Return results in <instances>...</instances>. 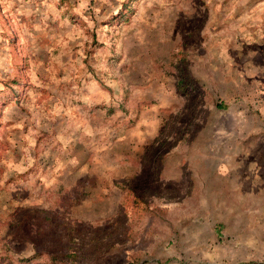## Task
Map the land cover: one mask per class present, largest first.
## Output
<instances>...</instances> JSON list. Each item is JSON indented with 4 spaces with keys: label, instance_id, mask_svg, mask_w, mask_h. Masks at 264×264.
<instances>
[{
    "label": "rangeland",
    "instance_id": "rangeland-1",
    "mask_svg": "<svg viewBox=\"0 0 264 264\" xmlns=\"http://www.w3.org/2000/svg\"><path fill=\"white\" fill-rule=\"evenodd\" d=\"M48 251L264 264V0H0V264Z\"/></svg>",
    "mask_w": 264,
    "mask_h": 264
},
{
    "label": "trees",
    "instance_id": "trees-1",
    "mask_svg": "<svg viewBox=\"0 0 264 264\" xmlns=\"http://www.w3.org/2000/svg\"><path fill=\"white\" fill-rule=\"evenodd\" d=\"M50 256H53V255H51V253H49V251H48L47 258L45 257L42 261H39L38 263H35V264H48V260H50Z\"/></svg>",
    "mask_w": 264,
    "mask_h": 264
}]
</instances>
